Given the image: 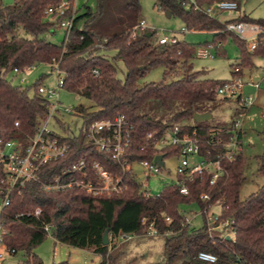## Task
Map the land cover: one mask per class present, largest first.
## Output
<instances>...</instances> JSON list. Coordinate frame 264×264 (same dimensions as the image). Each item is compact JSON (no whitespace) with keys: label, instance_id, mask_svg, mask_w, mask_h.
Returning <instances> with one entry per match:
<instances>
[{"label":"trees","instance_id":"16d2710c","mask_svg":"<svg viewBox=\"0 0 264 264\" xmlns=\"http://www.w3.org/2000/svg\"><path fill=\"white\" fill-rule=\"evenodd\" d=\"M63 1L69 5L65 17L75 16L72 29L57 44L47 34L61 28L59 23L64 17L49 15L48 10ZM215 1L155 0L159 8L179 17L187 29L213 33L211 43L194 47L180 39L172 44L160 43L154 38L155 30L135 29L143 20L141 0H97L96 10L88 8L84 13L75 9V0H15L12 5L0 0V131L9 138L25 140L36 133L37 124L50 109L49 101L38 92L42 81L24 87L13 84L7 74L15 69L23 72L35 65L56 63L64 73V88L89 101L88 105L77 106L83 128L95 119L126 116L131 139L123 159L130 163L152 159L160 151L153 142L176 125L189 133L197 130L205 141V151L210 152L208 157L215 159L223 148L211 138L228 140L235 119L229 124H212L211 120L196 121L194 114L212 113L209 104L218 101V88L228 79L200 78L202 71L191 72L192 59L200 47L221 50L228 35L239 36L227 29L228 24L239 21L264 26V18L255 19L247 14L225 21L219 18L221 11L208 14L207 8ZM236 1L240 9L241 4ZM20 30L26 34L22 35ZM237 43L241 59L234 67H239L242 75L244 68L254 66L255 56L264 57V47L259 44L251 51L241 37H237ZM118 61L126 69L123 78L118 75ZM156 67L164 68L163 80L139 86V80ZM171 74L179 77L166 82ZM236 103L237 117L244 107L240 100ZM58 123L68 131L62 120ZM70 142L69 153L48 164L52 174L84 156L89 163L99 160L114 175H123L128 187L120 194L95 196L77 188L50 192L36 182L28 183L2 214L8 229L6 247L14 249L15 254L24 252L25 264H45L34 252L48 235L45 224L52 225L50 234L56 241L93 249L101 256L100 264H120L122 252L115 245V238L120 233L139 238L151 223L159 230L164 249L161 260L147 264H264V184L241 199L249 162L244 151L231 161H222L225 172L215 184L210 183L209 173L194 174L185 181L188 194L181 193V185L172 183L158 195L146 196L132 170L123 172L110 153L85 144L83 129ZM164 152L166 156H175L177 149ZM257 159L258 171L264 175V155ZM202 194H208L210 199L202 200ZM217 202L221 203V213L210 225L207 214ZM192 203H198L203 210L205 222L199 228L186 223L187 216L180 209L182 204ZM34 206L42 208L40 217L28 215ZM221 223H227L233 236L214 232ZM107 230L110 242L106 245ZM200 252L211 253L216 260H202ZM137 259L134 255L128 264H136Z\"/></svg>","mask_w":264,"mask_h":264},{"label":"built area","instance_id":"2783aa9c","mask_svg":"<svg viewBox=\"0 0 264 264\" xmlns=\"http://www.w3.org/2000/svg\"><path fill=\"white\" fill-rule=\"evenodd\" d=\"M69 5L67 1H63L58 6L50 7L49 15L56 17H64L59 25L65 32H69L73 27L72 17H65L66 10ZM239 3L236 0H217L207 8V13L214 15L215 11H225L238 9ZM135 29H150L145 20H141ZM227 29L239 36L246 33L247 30L254 32V39L250 43V50L254 51L259 44L264 47V26L254 23L235 22L228 24ZM263 35L261 36L260 34ZM178 40L176 35H164L159 39L160 43L172 44ZM196 55L199 57H214L212 48L200 47L197 49ZM57 74L55 86H47L41 84L38 92L50 103L49 113L43 117L37 124L36 133L28 136L27 139L9 138L5 133L0 131V259L3 257V250L15 254L14 249L9 250L5 244V237L8 234L5 220L2 219L3 211L11 204L12 198L21 194L23 188L28 183L36 182L43 190L54 192L64 191L72 188L80 189L86 193L99 196L112 194H120L127 189V184L123 181V175H114L99 160L89 163L86 157H80L75 160L69 167L52 174V168H47L48 164L65 157L72 148L70 138L74 135L65 131L58 132L50 128V122L53 118L58 123L62 120L59 116L72 112L70 106L60 109V90L64 88V73L57 65L54 68ZM233 77L228 79L218 88V96L221 99L240 103L245 109H249L255 102L254 96H243L244 80L239 74L240 68L234 67ZM15 73H20L17 69ZM94 73L98 74V70L94 69ZM259 89L260 83H253ZM264 116V114H263ZM245 112H240L235 118L233 134L224 141L221 137L216 139L212 136L211 141L221 145L223 152L218 154L215 159L209 158V150L204 149L203 139L197 130L193 133L184 131L181 126L176 125L163 132L159 140L153 142L154 146L159 149V154H163V163L160 165L155 161L156 155L148 160H140L138 163L145 168V181L151 176L157 175L166 165V155L164 150L177 149L178 164L176 166V175L172 179V183L181 185V193L188 194L189 189L185 185L186 180H191L194 174L209 173L211 175V184H215L217 180L224 174L225 169L222 161L233 160L237 154L244 151L241 133L243 132V118ZM63 121V120H62ZM16 124H18L16 122ZM65 124V123H64ZM59 127H62L58 123ZM131 126L128 124L124 114H117L113 118L95 119L88 123L83 129L85 144L95 148L99 152L110 153L112 158L119 162L123 172L132 170L133 164L123 159L126 149L131 139ZM152 137V135H150ZM134 172V171H133ZM136 174V173H135ZM137 175V174H136ZM138 177V176H137ZM139 179V178H138ZM141 193L146 196H152L150 191L143 188L141 182ZM202 200L210 199L208 194L201 195ZM42 208L34 206L28 212V215L40 217ZM218 217V216H217ZM216 218H208L209 224L213 225ZM169 220V218H167ZM186 223L191 226V221L186 218ZM227 225V223H223ZM51 224H45L44 229L48 234L51 233ZM160 234L154 223L149 225L145 235L156 236ZM233 234V233H232ZM231 235V233H228ZM136 237L135 234L120 233L114 241L122 243L130 241ZM199 258L206 261L214 262L216 257L208 252H200ZM25 264V263H23Z\"/></svg>","mask_w":264,"mask_h":264},{"label":"rangeland","instance_id":"374dc122","mask_svg":"<svg viewBox=\"0 0 264 264\" xmlns=\"http://www.w3.org/2000/svg\"><path fill=\"white\" fill-rule=\"evenodd\" d=\"M241 4L240 9L221 11L219 18L222 21L237 18L241 14H247L252 18H264V0H238ZM3 4L12 5L15 0H2ZM142 4V19L145 20L147 26L156 31L155 39L158 41L162 36L176 35L178 39L184 40L194 47L211 43L214 39L213 33L210 31L189 30L183 24L181 19L175 15H170L167 11L162 10L155 4V0H141ZM88 8L96 10L97 0H75V9L79 13H84ZM22 35L26 33L20 30ZM50 41L61 43L65 37V31L58 28L54 34H47ZM237 37L245 38L249 44L254 39V32L247 30L242 36L228 35L223 42V48L217 50L212 47L214 57H199L195 55L192 59L193 68L191 72L202 71L200 78L213 79H230L233 77V69L240 62V51L237 43ZM115 51H112L113 55ZM119 66V76L124 77L126 69L122 62L116 63ZM57 64H39L27 68L20 73L9 72L7 78L15 85L24 87L33 85L37 81H42L43 85L55 86L57 74L55 69ZM163 67L151 69L138 82L139 86L152 81L163 80ZM243 80V96H254L256 100L249 109H243L245 117L243 118V133L242 143L244 154L249 157V162L244 172L246 180L241 189L240 197L245 199L252 192L257 191L264 184V175L258 171V157L264 155V57L255 56L254 66L252 68H244ZM178 74H171L166 77V82H171L178 78ZM253 83H260V88L257 89ZM218 96V101L209 104L212 110L213 118L210 119L212 124H229L235 119V109L239 106L233 101H221ZM79 104H89V101L80 95L70 92L65 88L60 90V109L70 106L72 112L60 115L59 117L65 123L69 133L79 134L83 127V118L77 110ZM50 128L58 132L65 133L62 127L58 126L56 119L50 122ZM177 158L174 155L166 157V165L157 175L151 176L145 181L144 166L134 163L132 168L137 174L143 188L150 191L152 195H158L168 184H172V179L176 175ZM221 203L217 202L211 205L208 211V218H216L221 213ZM181 211L191 221L192 228H199L204 225V214L201 206L198 203L182 204ZM212 225V224H211ZM214 232H219L223 235H228L229 227L221 223L214 229ZM233 236V234L231 233ZM122 252L119 263L128 264L134 257L138 256L136 264H147L149 262L158 261L163 258L164 240L160 234L156 236L142 235L139 238H134L130 241L116 243ZM3 257L0 259V264H23L27 261L24 252L11 254L8 250H3ZM34 252L39 255L45 264H59L68 262V264H100L101 256L93 249H84L71 246L66 243H61L48 234L45 240L34 248ZM139 258H142L139 260ZM139 260V263H138Z\"/></svg>","mask_w":264,"mask_h":264},{"label":"water","instance_id":"95a60500","mask_svg":"<svg viewBox=\"0 0 264 264\" xmlns=\"http://www.w3.org/2000/svg\"><path fill=\"white\" fill-rule=\"evenodd\" d=\"M168 14H170V11H167ZM148 35H151V33H148ZM212 117V113H195L194 114V119L196 121H208L210 120ZM163 157L164 155L163 154H159V155H156L155 157V161L158 162L160 165H164L163 163ZM110 240H109V232L108 230L105 232L104 234V244H109Z\"/></svg>","mask_w":264,"mask_h":264}]
</instances>
